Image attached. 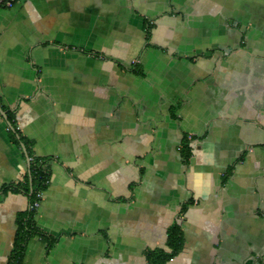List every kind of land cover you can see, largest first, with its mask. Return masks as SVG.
Listing matches in <instances>:
<instances>
[{
  "label": "crops",
  "instance_id": "crops-1",
  "mask_svg": "<svg viewBox=\"0 0 264 264\" xmlns=\"http://www.w3.org/2000/svg\"><path fill=\"white\" fill-rule=\"evenodd\" d=\"M0 110V264L29 204L9 130L49 174L20 264H148L175 222L166 264H264V0H16Z\"/></svg>",
  "mask_w": 264,
  "mask_h": 264
},
{
  "label": "trees",
  "instance_id": "trees-1",
  "mask_svg": "<svg viewBox=\"0 0 264 264\" xmlns=\"http://www.w3.org/2000/svg\"><path fill=\"white\" fill-rule=\"evenodd\" d=\"M8 121L15 129L11 116L8 115ZM12 141L19 145L23 143L26 148V152L29 158V182H25V185L21 189L28 194L29 204L37 200V194L43 192L49 183V174L45 165L46 161L40 158L34 157L32 152L29 150V145L19 135L17 130L12 132L9 130ZM18 136V137H17ZM183 156L188 158L190 155L189 146L186 141L181 147ZM28 204V205H29ZM36 211L26 210L25 217L18 222V227L14 240V248L9 257L8 264H20L22 253L24 250L25 243L28 238L34 235L40 234L35 229L33 223V216ZM182 248V231L180 225L175 222L167 230L166 237V250L155 249L151 250L146 254L148 264H166L167 261L172 259Z\"/></svg>",
  "mask_w": 264,
  "mask_h": 264
},
{
  "label": "built area",
  "instance_id": "built-area-1",
  "mask_svg": "<svg viewBox=\"0 0 264 264\" xmlns=\"http://www.w3.org/2000/svg\"><path fill=\"white\" fill-rule=\"evenodd\" d=\"M16 0H0V10L1 9H10L14 6ZM42 198V192L37 194V200L28 205V210L37 211L40 206V201Z\"/></svg>",
  "mask_w": 264,
  "mask_h": 264
},
{
  "label": "water",
  "instance_id": "water-1",
  "mask_svg": "<svg viewBox=\"0 0 264 264\" xmlns=\"http://www.w3.org/2000/svg\"><path fill=\"white\" fill-rule=\"evenodd\" d=\"M0 114L2 115V116H4V118H5V115L3 114V112L0 110Z\"/></svg>",
  "mask_w": 264,
  "mask_h": 264
}]
</instances>
